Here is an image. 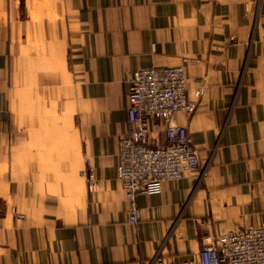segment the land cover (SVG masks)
Returning <instances> with one entry per match:
<instances>
[{
	"label": "crops",
	"instance_id": "0c3cea01",
	"mask_svg": "<svg viewBox=\"0 0 264 264\" xmlns=\"http://www.w3.org/2000/svg\"><path fill=\"white\" fill-rule=\"evenodd\" d=\"M183 60L197 108L174 120L198 169L140 194L129 225L116 171L128 77ZM59 106L70 130L46 164L24 146L23 112ZM248 226H264V0H0V264H167Z\"/></svg>",
	"mask_w": 264,
	"mask_h": 264
},
{
	"label": "built area",
	"instance_id": "2783aa9c",
	"mask_svg": "<svg viewBox=\"0 0 264 264\" xmlns=\"http://www.w3.org/2000/svg\"><path fill=\"white\" fill-rule=\"evenodd\" d=\"M154 51V45L151 46ZM176 67L147 66L128 77L125 128L119 139L117 179L127 203L126 222L141 217L140 194L154 195L164 182H179L197 171L199 161L187 129L177 124V112L193 113L197 101L186 94L185 64ZM200 95V89L194 96ZM163 131L165 142L152 143L150 134ZM90 193L97 191L90 161L81 171ZM149 264H165L157 255ZM167 264H264V226H248L204 244L196 258Z\"/></svg>",
	"mask_w": 264,
	"mask_h": 264
},
{
	"label": "rangeland",
	"instance_id": "374dc122",
	"mask_svg": "<svg viewBox=\"0 0 264 264\" xmlns=\"http://www.w3.org/2000/svg\"><path fill=\"white\" fill-rule=\"evenodd\" d=\"M15 112L13 108V113ZM69 112L70 109L64 106L47 111L42 107L29 108L23 112L22 131L26 137L24 146L40 151L39 156L34 158L44 160L48 164L55 163L62 157L64 148L62 135L64 131L67 133L70 130ZM14 127L21 130L19 122L14 124Z\"/></svg>",
	"mask_w": 264,
	"mask_h": 264
}]
</instances>
